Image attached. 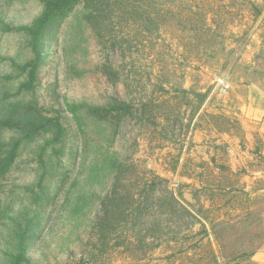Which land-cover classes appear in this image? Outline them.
Masks as SVG:
<instances>
[{"label": "rangeland", "instance_id": "374dc122", "mask_svg": "<svg viewBox=\"0 0 264 264\" xmlns=\"http://www.w3.org/2000/svg\"><path fill=\"white\" fill-rule=\"evenodd\" d=\"M130 1L106 22L123 50L79 26L81 5L46 43L27 91L32 53L3 25L30 24L42 5L0 0L2 104L37 103L71 130L79 122L67 103L118 98L133 109L118 129L89 122L77 165L57 161L51 135L24 145L0 182V264L17 255L24 231L31 264H254L264 248V0ZM107 60L117 83L103 76ZM17 138L0 131L2 142ZM113 190L123 216L107 245L91 221Z\"/></svg>", "mask_w": 264, "mask_h": 264}, {"label": "trees", "instance_id": "16d2710c", "mask_svg": "<svg viewBox=\"0 0 264 264\" xmlns=\"http://www.w3.org/2000/svg\"><path fill=\"white\" fill-rule=\"evenodd\" d=\"M14 2L17 0H7ZM42 5V12L30 24L20 27H12L3 25V30L8 32H17L21 34L32 53V60L26 63L22 70L26 73L27 80L24 83L22 90H35L38 85L39 74L41 69L46 64L47 60V42L49 39H54L55 36L62 30V27L67 20L73 16L76 10L83 5V14L79 26L84 25L91 29L95 34L97 40H103V43L110 39V48L123 50L122 42L118 41L115 35L111 34L108 37L107 27L112 29L110 25H106L109 20L112 21V15L120 11H128L129 7L133 6L130 0H38ZM122 4V5H119ZM137 10V7H136ZM113 24V22H111ZM121 42V43H120ZM103 63L101 70L103 76H109L113 83L120 81L118 72L113 66L111 60ZM190 94L188 91H183ZM199 98V104L205 100V95L196 93ZM6 99V98H5ZM3 100L0 101V104ZM69 113L79 122L78 129L74 126L71 130L63 121V117L49 116L47 112L40 109L39 105L34 102H9L0 106V131H9L18 134V138L10 143H5L0 140V182L4 181L9 173L12 171L14 164L20 156V152L25 144L36 141L41 137L51 135V141L46 145H51L53 155L57 161L61 157L69 156L72 164L77 165L82 163V156L84 155L83 135L84 131L89 127V122L94 123L98 127L103 126L106 122L114 123L118 129L120 123L132 113V107L128 106L126 102L115 98L113 104L110 106H92L85 104L67 103ZM101 129H103L101 127ZM117 131V130H116ZM117 133V132H115ZM72 135L74 140L72 143L75 146L70 147L69 153L66 155V143L70 140ZM43 151L46 147H43ZM76 148V149H75ZM42 151V152H43ZM40 158L42 155L40 154ZM112 163V172L116 174V181L120 183L119 173H115L116 163ZM101 166V165H99ZM68 171H63L64 179H68ZM63 181V180H62ZM43 182V181H42ZM42 182L40 188L43 190ZM124 199L118 190H113L111 194L105 195L101 198V210L98 215L91 221V230L99 234V242L108 245L109 238L117 232V225L119 223V216L121 213V206ZM76 206V205H75ZM120 225V223H119ZM34 234V230L32 232ZM25 238V239H24ZM20 246L18 247L17 255H11L9 264H31L26 258V253L30 247L29 236L24 233L20 238ZM101 239V240H100ZM219 264V263H218Z\"/></svg>", "mask_w": 264, "mask_h": 264}, {"label": "crops", "instance_id": "0c3cea01", "mask_svg": "<svg viewBox=\"0 0 264 264\" xmlns=\"http://www.w3.org/2000/svg\"><path fill=\"white\" fill-rule=\"evenodd\" d=\"M252 261L254 264H264V248L252 257Z\"/></svg>", "mask_w": 264, "mask_h": 264}, {"label": "built area", "instance_id": "2783aa9c", "mask_svg": "<svg viewBox=\"0 0 264 264\" xmlns=\"http://www.w3.org/2000/svg\"><path fill=\"white\" fill-rule=\"evenodd\" d=\"M220 85H222L223 87V89H226V88H228V85L225 83V82H223L222 80H220Z\"/></svg>", "mask_w": 264, "mask_h": 264}]
</instances>
